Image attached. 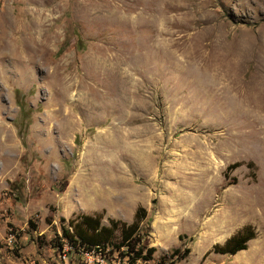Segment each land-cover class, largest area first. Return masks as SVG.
Returning <instances> with one entry per match:
<instances>
[{
	"label": "rangeland",
	"instance_id": "obj_1",
	"mask_svg": "<svg viewBox=\"0 0 264 264\" xmlns=\"http://www.w3.org/2000/svg\"><path fill=\"white\" fill-rule=\"evenodd\" d=\"M139 207L108 264H264V0H0V264Z\"/></svg>",
	"mask_w": 264,
	"mask_h": 264
},
{
	"label": "trees",
	"instance_id": "obj_2",
	"mask_svg": "<svg viewBox=\"0 0 264 264\" xmlns=\"http://www.w3.org/2000/svg\"><path fill=\"white\" fill-rule=\"evenodd\" d=\"M145 217L146 210L139 207L134 214L133 222L131 224L110 221V227H107L100 223L99 215H77L68 221V226L72 230L71 234L68 230L62 228L63 238L65 239L59 240L58 249H62L63 243H68L74 248L77 246H83L86 249L97 247L104 251L106 250L107 244L111 242L114 232L119 231L121 242L115 246V250L119 251L120 249L125 248L126 252L123 253V255L126 256L133 253L131 256L132 261L137 259L148 261L151 259V256L155 251L154 248H146V252L143 254L144 247L139 246V243L134 240L139 224ZM61 220L63 221L64 219L62 218ZM254 235L253 230L245 229L241 233H238L227 240L223 246H215L214 252L234 255L239 251L245 250L248 241L253 239ZM188 252V249L185 250L184 253L177 256V259L185 258ZM178 253L179 250H175L171 256L174 257L178 255ZM172 263L173 262H171V264Z\"/></svg>",
	"mask_w": 264,
	"mask_h": 264
},
{
	"label": "built area",
	"instance_id": "obj_3",
	"mask_svg": "<svg viewBox=\"0 0 264 264\" xmlns=\"http://www.w3.org/2000/svg\"><path fill=\"white\" fill-rule=\"evenodd\" d=\"M59 251V255L63 260H67L69 252L75 251L83 259L82 264H108L106 261L107 256L104 254L105 250L103 251L97 247L86 249L83 246H77L74 248L68 243H63L62 249Z\"/></svg>",
	"mask_w": 264,
	"mask_h": 264
}]
</instances>
